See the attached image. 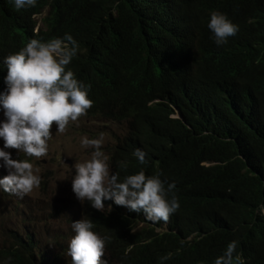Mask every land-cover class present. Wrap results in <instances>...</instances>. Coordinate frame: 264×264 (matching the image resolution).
<instances>
[{
    "label": "trees",
    "instance_id": "16d2710c",
    "mask_svg": "<svg viewBox=\"0 0 264 264\" xmlns=\"http://www.w3.org/2000/svg\"><path fill=\"white\" fill-rule=\"evenodd\" d=\"M211 11L238 26L219 46ZM66 33L78 45L66 70L90 86L82 115L124 127L109 149L113 173L159 174L180 205L154 223L111 200L107 216L84 201L80 216L106 238L101 260L212 264L235 240L242 264H264V0H37L20 10L0 0V91L4 57ZM66 250L17 230L0 264H71Z\"/></svg>",
    "mask_w": 264,
    "mask_h": 264
},
{
    "label": "clouds",
    "instance_id": "9594fccd",
    "mask_svg": "<svg viewBox=\"0 0 264 264\" xmlns=\"http://www.w3.org/2000/svg\"><path fill=\"white\" fill-rule=\"evenodd\" d=\"M17 10L35 7L37 0H11ZM42 16H38L39 27ZM207 28L214 43L219 46L234 36L238 26L225 14L211 11ZM78 45L70 34L42 41L29 39L17 52L3 59L5 85L0 91V193L8 200L17 195L30 193L40 184V177L33 172L28 159H13L9 149L24 153L27 157L40 158L47 154L50 129L55 123V132H63L69 121H76L91 107L88 88L71 70H66L77 54ZM86 117V116H84ZM88 118V117H86ZM81 147H91L90 158L75 162L71 166V191L75 198L88 204L96 212L107 216L113 207L104 204L111 200L130 212H142L150 222L167 221L179 208L173 193L175 183L167 184L159 174L146 175L143 169L122 179L111 172L106 163L107 156L101 150L100 138H81ZM132 155L139 164L146 163V153L137 148ZM107 206L108 208H104ZM91 219L81 217L72 221L74 235L67 243L66 256L71 264H105L101 260L105 239L93 231ZM237 241L229 242L223 254L212 264H242L240 255L234 253ZM168 257H162L166 260Z\"/></svg>",
    "mask_w": 264,
    "mask_h": 264
},
{
    "label": "rangeland",
    "instance_id": "374dc122",
    "mask_svg": "<svg viewBox=\"0 0 264 264\" xmlns=\"http://www.w3.org/2000/svg\"><path fill=\"white\" fill-rule=\"evenodd\" d=\"M0 119H3L2 112ZM50 131L48 151L43 157H27L15 149L8 150L13 159H28L33 164V172L40 177V184L28 194L17 195L18 199L7 200L0 193V246L9 241L15 231L22 233L23 229H28L42 247L53 248L56 252L62 246L67 248L74 235L71 223L81 218L79 210L83 206V201H78L71 191V166L89 159L93 151L91 147H81V138L97 139L102 134L101 150L108 158L106 163L111 172L109 149L123 134L124 127L79 116L76 121H69L63 132H55V123ZM60 234L64 240L56 238Z\"/></svg>",
    "mask_w": 264,
    "mask_h": 264
}]
</instances>
